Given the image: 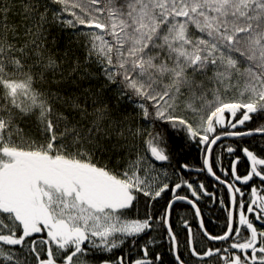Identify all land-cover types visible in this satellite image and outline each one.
I'll return each instance as SVG.
<instances>
[{
    "label": "snow or ice",
    "instance_id": "snow-or-ice-1",
    "mask_svg": "<svg viewBox=\"0 0 264 264\" xmlns=\"http://www.w3.org/2000/svg\"><path fill=\"white\" fill-rule=\"evenodd\" d=\"M257 134L264 0H0V264H165L153 232L171 264H264V147L226 146L222 175L215 151ZM193 142L227 202L183 178ZM203 196L228 212L222 234ZM178 202L227 246L177 217L181 241Z\"/></svg>",
    "mask_w": 264,
    "mask_h": 264
},
{
    "label": "trees",
    "instance_id": "trees-1",
    "mask_svg": "<svg viewBox=\"0 0 264 264\" xmlns=\"http://www.w3.org/2000/svg\"><path fill=\"white\" fill-rule=\"evenodd\" d=\"M138 125L140 127L146 128L148 130H151V125L147 123H140L138 121ZM256 125L255 123H249L247 125L248 128H254ZM222 147H217L215 149L217 159V174L222 175V172L219 171V169H229L231 162L235 159L234 156L230 155L226 151V146H232L234 148L240 149L242 147L248 146L252 150L256 151L261 147H264V136L262 137H243L235 140H229V141H222ZM237 156L241 157V162L238 164V173L240 175L246 174L248 171V163L246 159L243 157L242 153L237 151ZM182 162L188 163L190 165L191 170L197 171V173H188L184 175V179L195 181L197 184L203 183L209 192L216 193L217 199H224L227 202L228 194L224 190V187L219 185L215 179L210 178L209 175L205 171H199L201 168L202 162H203V154L198 150V148L195 146V142H193V145L185 150V154L182 158ZM167 170L169 175L172 179H176L175 176H172L173 169L167 168V165L162 169ZM223 178V177H222ZM253 182H250L249 186L243 187L242 190L245 192V200L251 199V186ZM255 186L258 189V194L264 195V192H261L262 189H264V184H260L259 180H255ZM237 186H240L239 184ZM183 194V193H182ZM171 194H168L165 196V198L161 199L159 204L156 205L157 212H160L163 210V206L166 204L167 199L170 197ZM201 209V213L203 215L204 221H205V227L208 229V231L212 234H222V232L225 230L226 225V217L228 215V212L224 209L222 205L219 203L213 202L208 196H203L199 205ZM138 208L140 209L139 212H133L131 215H143V209L142 206L138 205ZM177 217L180 218H186L188 223L192 227L193 237L196 241L200 242L201 247H217L222 246L226 247V244H222V242H208L203 240L201 232L198 228V221L197 218L194 216V210L187 204L178 202L175 205L174 212H173V220L176 222L177 231L180 232V240L183 241L187 233L184 232L182 228L181 220L177 219ZM152 237L156 238V244L152 247L155 249V251H164L165 256V264H171V256L167 254L166 249L168 247L166 237L163 233L153 232L151 233ZM145 240H148L149 237H145ZM183 247V246H182ZM124 254H128V248L123 249ZM121 251L117 250V255H120ZM131 255L133 257H136L138 255V252L136 249H132ZM185 259H190V264H196L195 258H189L187 254H185ZM209 264H213V262L210 260Z\"/></svg>",
    "mask_w": 264,
    "mask_h": 264
},
{
    "label": "water",
    "instance_id": "water-1",
    "mask_svg": "<svg viewBox=\"0 0 264 264\" xmlns=\"http://www.w3.org/2000/svg\"><path fill=\"white\" fill-rule=\"evenodd\" d=\"M249 137H262V135L257 134V135L249 136ZM235 139H239V138H236V137H229V138L224 139L223 141H229V140H235ZM190 173H197V171H195V170H191ZM209 177H210V178H213V177H211V176H209ZM213 179H214V178H213ZM257 180H258V179H257ZM182 203H184V202H182ZM185 204H186V203H185ZM197 221H198V219H197Z\"/></svg>",
    "mask_w": 264,
    "mask_h": 264
},
{
    "label": "rangeland",
    "instance_id": "rangeland-1",
    "mask_svg": "<svg viewBox=\"0 0 264 264\" xmlns=\"http://www.w3.org/2000/svg\"><path fill=\"white\" fill-rule=\"evenodd\" d=\"M161 171H163V170L161 169Z\"/></svg>",
    "mask_w": 264,
    "mask_h": 264
},
{
    "label": "bare ground",
    "instance_id": "bare-ground-1",
    "mask_svg": "<svg viewBox=\"0 0 264 264\" xmlns=\"http://www.w3.org/2000/svg\"><path fill=\"white\" fill-rule=\"evenodd\" d=\"M248 163V162H247Z\"/></svg>",
    "mask_w": 264,
    "mask_h": 264
}]
</instances>
